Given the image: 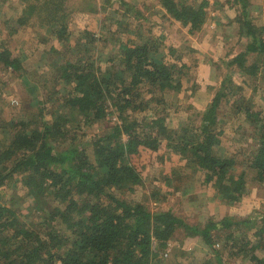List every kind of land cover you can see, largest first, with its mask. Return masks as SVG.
<instances>
[{
  "label": "trees",
  "instance_id": "obj_1",
  "mask_svg": "<svg viewBox=\"0 0 264 264\" xmlns=\"http://www.w3.org/2000/svg\"><path fill=\"white\" fill-rule=\"evenodd\" d=\"M50 1L25 2L29 20L46 11L45 16L40 14L43 23L53 27L65 21L69 17L65 0L48 10ZM234 2L239 34L247 45L230 64L248 77H257L264 71V26L252 23L248 0ZM160 3L191 34L207 23L208 1ZM158 53L159 44L153 39L129 46L120 59L121 71L111 74L102 73L95 61H68L59 68V80L70 93L60 113L51 115L52 122L41 112L39 118H19L7 124L8 142H0V189L19 178L43 219L41 229L30 228L20 221L13 199L7 205L0 202V264H160L159 258L179 231L200 237L219 264L225 250L247 257L251 264H264V213L243 221L225 217L208 221L204 227L192 226L171 211L151 212L114 193L135 192L150 180L153 197L172 193L191 168L204 172L205 182L227 204L243 199L249 174L252 181L264 184V113L255 111L245 97H239L237 111L245 114L258 134V147L248 160L249 172L237 175L236 160L213 151L221 103L230 94L224 85L198 128L170 129L160 117L151 121L134 118L147 108L144 87L160 92L183 87L180 75L186 76L188 66L164 63ZM251 54L255 62L248 65ZM0 70L11 74L23 70L20 59L5 47L0 50ZM109 110L118 120L105 136H94L86 146L73 141L63 152L55 148V143L72 134L77 118L81 116L91 127L104 121Z\"/></svg>",
  "mask_w": 264,
  "mask_h": 264
},
{
  "label": "rangeland",
  "instance_id": "obj_2",
  "mask_svg": "<svg viewBox=\"0 0 264 264\" xmlns=\"http://www.w3.org/2000/svg\"><path fill=\"white\" fill-rule=\"evenodd\" d=\"M28 1L0 0V50L4 47L11 50L20 59L23 68L19 74L0 70L1 143H6L10 136L7 125L10 121L39 118L43 112L44 119L52 122L51 115L60 113L70 89L59 80V68L68 61H95L102 73L111 74L121 71L120 59L127 47L153 39L159 44L160 60L179 67L187 65L188 69L185 70L186 76L180 75L183 83L180 91L160 92L156 88L144 87L142 98L147 108L134 114V118L151 121L160 117L165 119L170 129L198 128L202 115L224 85L230 94L229 99L221 103L216 131L218 142L213 151L221 157L234 158L237 175L249 172L248 160L258 147V134L245 114L238 113L237 105L240 104L239 97L243 96L255 111L264 113V71H260L257 77H248L237 66L230 64L245 51L247 40L240 34L233 38L235 41L231 36L229 41L219 38V27L227 23L226 12L218 16L224 14L226 20L220 18L218 27L209 26L208 30L212 32L203 35L204 27L191 34L189 27L172 19L162 9L160 0H111L110 4L107 0H65L69 17L52 27L40 18V14L45 16L46 11L37 12L29 20L25 13V2ZM57 1H50L48 10ZM178 1L194 5L208 1L209 17V10L213 11L211 5L217 0ZM218 1L224 7L235 3V0ZM46 2L39 0L41 4ZM252 2L258 9L264 6V0ZM251 16L256 27L264 26L263 11L257 10ZM22 20L26 24H22ZM190 36L198 39L200 49L190 46ZM206 37L209 39L205 40ZM254 62L255 55H249L248 65ZM117 120V115L109 110L104 121L89 127L80 116L72 124L69 138L54 146L63 152L71 147L73 141L89 145L94 136H105ZM150 174L153 176L156 173ZM251 176H248L243 199L235 204H227L220 199L213 185L205 182V173L196 168L188 169L187 176L175 184L174 191H164L163 196H152L151 180L135 192L114 193L124 201L145 205L151 212L171 211L189 225L204 227L211 220L232 217L243 221L255 213H264V184L255 183ZM11 199L21 222L30 228H42L43 216L19 178L0 189L2 204L7 205ZM246 236L250 239L252 235ZM220 245H223L221 241ZM221 258L222 264H251L247 257L233 256V251H223ZM159 259L160 264H219L200 237L188 236L183 231L176 233Z\"/></svg>",
  "mask_w": 264,
  "mask_h": 264
},
{
  "label": "crops",
  "instance_id": "obj_3",
  "mask_svg": "<svg viewBox=\"0 0 264 264\" xmlns=\"http://www.w3.org/2000/svg\"><path fill=\"white\" fill-rule=\"evenodd\" d=\"M249 1V16H251L255 11H263L264 13V6L262 8H257L255 3L252 2V0H248ZM213 6V11L212 10H209L210 11V16L208 17V20H207V23L206 25L204 26V34L203 35H207L209 32H212V31H209L208 30V27L210 26L211 28H214V25H216L218 27L219 25V20L220 18H223V21L226 20L225 19V15L223 14L222 17H218V16H221L223 11L226 12L227 14V23H225L223 26H220L219 27V30L221 33H219L221 36H219V38H225V40L229 41V39L232 37V39L236 38L237 35L239 36V26H238V23H237V16H238V11H237V6H233V3L231 6L229 7H224L223 5H220L219 1L217 0L214 4L212 3ZM210 8V6L208 7V9ZM227 8V11L226 9ZM212 9V8H211ZM212 16V17H211ZM252 17V16H251ZM219 18V19H218ZM213 19V20H212ZM214 23H212L211 22ZM228 25V27H227ZM227 29H229V31H227ZM231 31V32H230ZM218 32V31H216ZM225 33V34H224ZM230 33V34H229ZM214 35V33H213ZM231 36V37H230ZM190 39L192 40L191 41V47L193 49H200L201 47L199 46V42H198V39H195L193 38L192 36H190ZM206 39H209V37H206ZM233 39V40H234ZM220 40V39H219ZM238 40V38H237ZM195 41V42H194ZM235 41V40H234ZM216 62V61H215Z\"/></svg>",
  "mask_w": 264,
  "mask_h": 264
}]
</instances>
